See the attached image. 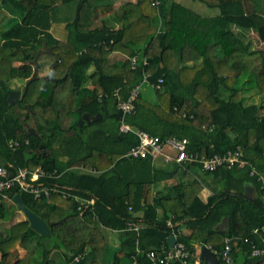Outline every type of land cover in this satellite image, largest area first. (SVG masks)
I'll list each match as a JSON object with an SVG mask.
<instances>
[{"label":"trees","instance_id":"16d2710c","mask_svg":"<svg viewBox=\"0 0 264 264\" xmlns=\"http://www.w3.org/2000/svg\"><path fill=\"white\" fill-rule=\"evenodd\" d=\"M198 1L218 13L205 17L175 0H160L158 7L151 0L127 1L114 29L95 24L98 9L112 0H0V164L56 168L63 171L59 185L96 198L94 210L79 215L75 202L58 195L34 199L20 192L24 206L52 222L50 233L39 234L25 218L11 223L0 232V264H151L147 251L170 249L173 232L191 253L188 264H205L195 245L219 251L226 238L229 264H264V253L251 254L253 247L264 249V207L258 194L244 193L248 183L259 192L252 169L264 174V47L252 49L233 29L253 30L264 42V3ZM67 7L74 9L70 18L60 15ZM61 17L64 40L50 33ZM43 42L51 47L53 62L40 75L39 57L37 78L24 79L16 89L25 90L9 104V83L17 77L11 63L31 64ZM144 83L154 89L156 102L143 99L139 90L133 109L123 116L119 103ZM251 90L262 93L263 102L245 105L243 95ZM85 112L101 118L79 125ZM122 119L162 139L184 137L188 152L199 155L239 146L247 164L209 172L197 163L181 169L174 162L162 166L126 157L137 137L119 131ZM25 138L28 144L8 146L11 139ZM78 165L99 173L71 169ZM200 174L221 185L206 200L199 196ZM166 180L172 181L169 189L158 190ZM15 192H9L11 199ZM16 209L11 200L0 201V220ZM225 217L227 233L217 230ZM129 219L141 225L138 232L127 228Z\"/></svg>","mask_w":264,"mask_h":264},{"label":"built area","instance_id":"2783aa9c","mask_svg":"<svg viewBox=\"0 0 264 264\" xmlns=\"http://www.w3.org/2000/svg\"><path fill=\"white\" fill-rule=\"evenodd\" d=\"M160 0H151V5L158 7ZM144 63L146 60L144 59ZM136 64V58H132L133 67ZM147 74L144 75L143 81L146 80ZM162 79L159 78L154 85L156 89L160 88ZM140 85L135 86L128 98L119 103V109L122 111L123 116L128 114L134 107V100L139 94ZM119 131L122 133L131 132L137 137V143L130 147L124 156L133 159H149L155 162L157 159H163L166 162H174L181 169L186 164L197 163L203 171H214L222 166L225 167H243L247 164L244 159L242 149L237 146L234 149H229L224 153H214L212 155H199L191 153L187 150L188 140L184 137L170 136L165 139L157 135H152L144 130L134 129L130 124L126 123L124 119L121 120ZM29 140L25 139H11L8 143L10 148H16L21 144H28ZM81 172L98 174L99 171L94 167H86L78 165L72 167ZM63 171H58L56 168L46 169L41 164L35 166L33 169L27 167L14 166L11 163L8 165L0 164V201L11 200L9 192L14 190L15 193L25 192L31 194L34 199L46 198L49 199L52 195H58L62 199L75 202V208L79 215H84L87 212L94 210L96 198L85 192L84 194L78 193L74 188L59 185L57 179L61 176ZM250 175L256 177L258 183V196L262 201L264 207V174L259 173L252 169ZM87 194V195H86ZM130 209V208H129ZM127 228L138 232L141 225L134 221L128 220L126 222ZM167 225L171 226L168 221ZM257 230L254 229L253 232ZM175 238L176 234L172 233ZM247 239H245L246 241ZM208 247V246H207ZM210 249V247H208ZM211 250V249H210ZM212 251V250H211ZM214 255L220 256L225 264H229L231 258L230 239H225L223 248L219 251L213 250ZM264 249L253 247L252 255H261ZM191 256L190 251L184 243L178 242L176 239L175 244L168 250L162 248L161 250H149L146 257L151 264H188ZM78 259V258H76ZM198 263V261H195ZM135 264V263H134Z\"/></svg>","mask_w":264,"mask_h":264},{"label":"crops","instance_id":"0c3cea01","mask_svg":"<svg viewBox=\"0 0 264 264\" xmlns=\"http://www.w3.org/2000/svg\"><path fill=\"white\" fill-rule=\"evenodd\" d=\"M112 4L110 6H103L100 7L98 9V16L97 19L95 21V24H101L102 22L107 23L111 28H118L121 24V17H122V4L124 2L127 1H137V0H112ZM178 4H180L181 6L190 9L202 16L205 17H210V16H214L215 14H208V13H199L193 9H191V7H187L186 4H189L191 1H198V0H175ZM200 2V1H199ZM202 3V2H201ZM204 4V3H203ZM205 5V4H204ZM71 7L65 8L61 11L60 15H66L68 13V16L70 14L71 15ZM68 17V18H70ZM65 19L61 17L60 20H58L57 22H53L51 27H50V33L57 39L59 40H64L67 36V31L65 28ZM116 60L120 59V57L115 56ZM115 60V59H114ZM193 62L188 63V65H191ZM12 65V71L18 76H21L23 79H26L30 76V74L32 75L33 72V68L31 66V64L26 63V62H20L19 61H13L11 63ZM44 66V67H43ZM40 69L39 74L43 75L46 73L47 71V65H43ZM45 76V75H44ZM15 87V86H14ZM13 88V87H12ZM16 89V88H13ZM255 104H259V102H254ZM253 102L249 103L246 100H244V104L245 105H249V104H254ZM169 162L164 161L163 159H157L155 162H152V164L155 165H166ZM201 173V172H200ZM200 178L203 180V184L204 187L201 190L199 196L202 200H206L208 198V196L215 194L217 191L220 190L221 185L219 184V182H215L210 176H205V175H201L200 174ZM172 183L171 180H166V181H162L160 183H158L157 185V189L158 190H163V191H167L169 189L170 184ZM245 191L248 192V197H255L258 194V191L255 187V185L253 183H248L245 185ZM244 191V193H245ZM247 196V195H246ZM24 219V217L22 218ZM18 221V220H17ZM181 230L183 229V227L180 228ZM264 229V228H263ZM110 244L112 245V247L115 249L116 247V240H112L110 241ZM196 248V253L198 255V257L200 258V246L199 245H195Z\"/></svg>","mask_w":264,"mask_h":264},{"label":"water","instance_id":"95a60500","mask_svg":"<svg viewBox=\"0 0 264 264\" xmlns=\"http://www.w3.org/2000/svg\"><path fill=\"white\" fill-rule=\"evenodd\" d=\"M53 54L52 49L50 46H47L45 42H43V48L40 49L34 59L30 62L33 68L32 76L30 77V81L34 80L37 78V60L40 55L42 54ZM49 77L47 75L44 76V79H48ZM25 90V86L22 90L16 89V90H8V95H7V100L9 104H14L17 99L21 96L23 91ZM101 118L100 114H97L96 116L91 115L88 112L83 113L78 119L77 123L79 125H83L85 122L90 123V122H95ZM29 133L35 135L36 132L34 128L30 127L28 129ZM245 195L248 196V192L245 191ZM12 202L16 206V208L20 211L23 212L25 219L29 221L30 227L38 232L39 234L43 236H48L50 233V228L49 226L52 224L44 222L39 216H37L34 212H32L30 209H28L26 206L23 205L20 194L15 193L12 197ZM229 224V217H225L221 220V222L217 225V230L221 232H228L227 226ZM176 242V238L173 234H171L168 238V244L170 247H172ZM200 259L204 261L205 264H221L216 257L212 253V251L205 245L201 246L200 248Z\"/></svg>","mask_w":264,"mask_h":264},{"label":"rangeland","instance_id":"374dc122","mask_svg":"<svg viewBox=\"0 0 264 264\" xmlns=\"http://www.w3.org/2000/svg\"><path fill=\"white\" fill-rule=\"evenodd\" d=\"M260 4H262V2L264 3V0H259ZM71 6V5H70ZM73 6V5H72ZM187 7H191V9L199 12V13H208V14H217L218 13V9L217 8H210L207 7L206 5H204L203 3L199 2V1H191L189 4H186ZM68 8V7H67ZM71 15H73L74 13V9L73 7H71ZM68 15V14H67ZM64 17V15H63ZM70 17V14H69ZM235 34H237L238 36H240L241 38H243L244 40L248 41L250 47L252 49H259V48H263L264 47V42H261L258 40V37L256 35V33L253 30H243L240 28H233ZM40 57V62L42 65H47V68L49 66V64L51 62H53V57L50 54H42L39 56ZM18 62V61H17ZM20 63V61H19ZM44 67V66H43ZM32 75H30L28 77V79H30ZM24 82V79L21 76L18 77H14L10 80V87L12 88H21L22 84ZM15 86V87H14ZM16 90V89H13ZM140 92L143 95V99H145L148 102H156L157 100V95L154 91V89L147 83H144L141 87H140ZM243 99L246 100L249 103L250 102H263V97H262V93H260L258 90H251L248 93H245L243 95ZM69 122V119L65 120L63 122V125L66 127L67 124ZM25 218L24 214L22 211L16 209L13 211V213L11 214V216L6 219V220H0V232H4L11 223L15 222V221H19L22 218ZM50 219H53V217H50ZM110 235V234H108ZM108 252L111 255L113 253V251L115 250L111 244L108 245ZM116 248V247H115ZM61 253L60 252H54L53 255L54 256H59Z\"/></svg>","mask_w":264,"mask_h":264}]
</instances>
